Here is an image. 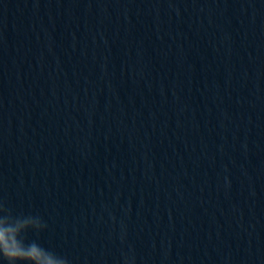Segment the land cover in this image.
<instances>
[{
	"label": "water",
	"instance_id": "obj_1",
	"mask_svg": "<svg viewBox=\"0 0 264 264\" xmlns=\"http://www.w3.org/2000/svg\"><path fill=\"white\" fill-rule=\"evenodd\" d=\"M0 201L70 264H264V0H0Z\"/></svg>",
	"mask_w": 264,
	"mask_h": 264
},
{
	"label": "clouds",
	"instance_id": "obj_2",
	"mask_svg": "<svg viewBox=\"0 0 264 264\" xmlns=\"http://www.w3.org/2000/svg\"><path fill=\"white\" fill-rule=\"evenodd\" d=\"M47 225L39 215L17 214L0 201V260L6 264H70L66 256L43 247L37 240L28 241V233L37 235ZM125 264H132L126 257Z\"/></svg>",
	"mask_w": 264,
	"mask_h": 264
}]
</instances>
